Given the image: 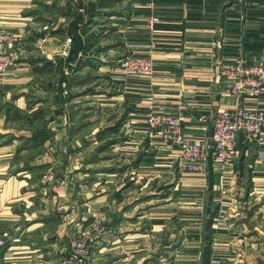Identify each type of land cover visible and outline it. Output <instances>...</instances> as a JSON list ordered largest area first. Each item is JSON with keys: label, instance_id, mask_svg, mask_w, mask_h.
I'll list each match as a JSON object with an SVG mask.
<instances>
[{"label": "crops", "instance_id": "1", "mask_svg": "<svg viewBox=\"0 0 264 264\" xmlns=\"http://www.w3.org/2000/svg\"><path fill=\"white\" fill-rule=\"evenodd\" d=\"M85 2L89 1L0 0V28L20 39L22 47L17 65L0 76V241H6L0 264H72L68 247L75 219L87 223L90 204L101 206L112 198L101 189L90 191V176L102 173L89 165L94 166V157L100 158L101 136L123 119L130 128L119 148L129 158V179L143 191L148 186L161 194L165 187L171 190L164 193L167 200L175 198L181 204L173 215L184 221L188 214L197 222L194 227L184 223L181 232L189 236L186 247H202V264H214V247L238 244L244 259L253 261L251 256L258 252L263 260L259 252L264 248V144H245L240 136V158L233 166L210 159L205 173H190L182 170L178 149L148 136L145 118L151 105L178 115L186 141L205 144L211 152L217 113L239 104L225 94L221 69L242 55L264 58V0H129L128 20L116 21V36L134 46V57L153 59V75H114L118 93L111 103L104 107L98 94L94 105L80 107L77 113L75 104L83 101L76 103L74 99L82 96L72 97L73 86L86 87L84 78L90 71L102 69L101 58L85 50L93 33L83 13ZM154 16L158 22L151 31ZM72 35L82 39L84 48L66 59L61 51ZM74 71L83 82L71 81ZM241 102L264 111V96ZM14 114L32 124L22 129L26 124L15 121ZM41 119L47 123V137L38 131ZM85 122L92 128H84ZM75 157L88 166L75 170L70 163ZM47 167L66 171L68 181L46 183ZM184 204L193 211H183ZM98 205L92 210L113 217L106 221L108 226L118 223L113 248L138 241L132 238L134 229L121 227L124 209L119 213ZM168 212L153 220L142 236L165 232ZM170 241L166 246L173 245ZM101 261L96 264H106Z\"/></svg>", "mask_w": 264, "mask_h": 264}, {"label": "rangeland", "instance_id": "2", "mask_svg": "<svg viewBox=\"0 0 264 264\" xmlns=\"http://www.w3.org/2000/svg\"><path fill=\"white\" fill-rule=\"evenodd\" d=\"M88 1L89 2L84 3L82 8L83 13L90 19L88 25L89 28L93 30V33L92 37H89V40L85 43V50L88 55L96 57L98 55V57L102 59L98 61L102 69L100 72L96 70L90 71V74L84 78L86 87L83 88L82 85L80 87L78 85L73 86V91L71 92L72 97L76 98L81 95L82 98H76L74 100L77 101L76 103H78V101H83V103L75 104V111L77 113L80 111L78 110L80 107H91V105H94L96 100H93L95 99L93 97L98 94L102 95L100 97H103L102 99L105 101L103 102L105 103L104 107H107L106 104L111 103L108 101H111L116 92L118 93V89L114 87L115 82L112 76H124L121 72V60L133 56L132 49L134 47L131 44V46L126 45L128 43L116 36V32L119 28L116 21L120 17H122V19L127 18L126 21L128 20L126 15L128 14L130 5L129 0ZM122 19L120 20L122 21ZM151 22H154L155 26L158 22L157 17L154 16L150 20V23ZM72 38L75 42L76 39L73 35ZM70 76L74 84L82 81L80 73L77 71H74ZM77 89L80 90L77 91ZM78 93L80 95H78ZM95 106L97 107V104H95ZM13 119L21 124H26L25 127L22 126V129L25 130L27 124H32V120H29L27 117L23 119L16 114H14ZM36 122H38V120ZM126 122L125 119L118 120L114 128L110 131L107 130V132L101 136L104 142L99 146L98 150H102V153H99L100 158H102L97 159L93 156L94 159L92 162L94 166L89 165V169L94 167V169L98 170L94 172H100L102 174H100V176L91 175L90 177H93V179L90 181L88 187L90 191H95L96 193L101 190L109 193L112 195V198L109 201H101V206L98 205L99 202L90 204L89 209L91 213L87 223H82V221L78 222V220L75 219L77 222H74L75 230L73 231L68 247V260L70 261V257L76 255L73 250V243L75 241L84 240L87 253L84 257H79V259H82V264H91L92 261L96 264L102 260L99 258H104V261L101 262L106 264H112L114 261L116 264H202V247H186L189 236L181 232L184 223H186L185 226L189 225L190 227H194L197 222H195V220L193 221V217H190L191 215L188 214L183 217L184 221L182 217L177 219V216L173 215L176 211L175 207L181 204H177V199L175 198L167 200L164 193H168L170 189L165 187L161 194L155 187L150 191V186H148L147 190L144 189L143 191V188L140 187L139 184L134 185L129 179L131 173V165H129L128 162L129 158L122 154L119 148L128 136L127 131L128 128H130V124L127 123L125 126ZM39 123L40 126L38 131L41 132L42 136L47 137L50 133L47 123L43 119H41ZM86 124L87 122H85L84 128H88V126L92 128L91 125L86 126ZM13 127L14 126H12V128ZM92 140L86 144L87 147L92 146ZM114 147L118 148L114 150ZM95 153L96 152H93L92 155L96 156L97 154ZM70 163L75 165V170L88 166L86 163L83 164L81 158L78 157L70 159ZM49 168L47 167V169H45L46 172L43 174L46 183H48L47 179L50 175L54 176V180L50 184L62 185L68 181L66 176L70 175L69 173H66V171L56 172L55 168ZM116 179L119 180L120 184L116 183L118 181H116ZM126 187L128 188L126 189ZM117 191L120 192V198L117 197ZM97 205L100 208L105 207L110 211H117L119 213L124 209V216L119 219V222L123 220L121 227L124 226L129 229H134L135 233H132V238L138 239V241L133 242V245L129 247L122 245L121 247L113 248L112 245L114 243V237L116 236L115 228L118 226V223L117 221H113L111 222V226H108L106 221L113 217H109V215L103 212L97 213V211H93L92 209H96ZM162 206H164V209L169 210L170 220H168V229L162 233L148 232L147 237H143L142 235L146 233L144 230H149V226L152 225L153 220L162 217H159L162 213H165L164 217L167 216L168 210H164V212ZM183 207V211H193L190 208L192 206L189 204H184ZM103 214L105 216H103ZM110 215H112V213ZM171 239L173 240V245L166 246V243ZM211 253L213 255L212 260L214 264H264V248L262 252H259L263 260L261 258L258 259V252H256L255 255L251 256L253 261L251 258L248 260L244 259V250H242L239 244L233 247H214ZM117 255L118 258H116ZM132 255H134L133 258L131 257ZM261 261H263V263ZM70 263L74 264V262Z\"/></svg>", "mask_w": 264, "mask_h": 264}, {"label": "built area", "instance_id": "3", "mask_svg": "<svg viewBox=\"0 0 264 264\" xmlns=\"http://www.w3.org/2000/svg\"><path fill=\"white\" fill-rule=\"evenodd\" d=\"M154 29V22L149 25ZM20 39L0 28V76H5L14 68L22 51ZM41 46L45 39L39 40ZM74 41L68 38L63 45L61 57L70 58ZM121 72L125 77H151L154 61L151 58L126 57L121 60ZM227 86L225 94L238 99L233 109L220 110L214 120L213 149L207 145L187 142L182 132V120L178 115L159 111L154 105L148 108L145 118L148 136L159 137L165 146L178 149L182 170L190 173H205L210 159L223 167L233 166L240 158L238 143L240 136L245 144H264V111L249 108L241 102L246 99L258 100L264 96V58L249 60L242 55L225 65L220 72ZM54 176L47 179L52 183ZM6 241H0V248ZM73 250L76 255L70 262L82 264L87 253L84 240L75 241Z\"/></svg>", "mask_w": 264, "mask_h": 264}, {"label": "trees", "instance_id": "4", "mask_svg": "<svg viewBox=\"0 0 264 264\" xmlns=\"http://www.w3.org/2000/svg\"><path fill=\"white\" fill-rule=\"evenodd\" d=\"M75 39H76V41H75L76 44H75V42H74L73 46H74V45H77V46H76V48H75V46H74V48H73V50H72V55H71V57H70L69 59H71V58H72V57L78 52L79 49L84 48V46H83L84 44H83L82 39H81L79 36H78V37L76 36ZM204 264H206V263H204Z\"/></svg>", "mask_w": 264, "mask_h": 264}]
</instances>
